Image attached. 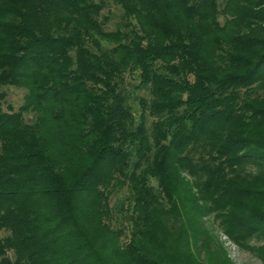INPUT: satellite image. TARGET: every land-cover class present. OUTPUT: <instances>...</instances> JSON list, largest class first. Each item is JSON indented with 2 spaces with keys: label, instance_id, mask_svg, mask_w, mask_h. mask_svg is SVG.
<instances>
[{
  "label": "trees",
  "instance_id": "1",
  "mask_svg": "<svg viewBox=\"0 0 264 264\" xmlns=\"http://www.w3.org/2000/svg\"><path fill=\"white\" fill-rule=\"evenodd\" d=\"M211 215L264 262V0H0V264H231Z\"/></svg>",
  "mask_w": 264,
  "mask_h": 264
},
{
  "label": "rangeland",
  "instance_id": "2",
  "mask_svg": "<svg viewBox=\"0 0 264 264\" xmlns=\"http://www.w3.org/2000/svg\"><path fill=\"white\" fill-rule=\"evenodd\" d=\"M112 11L109 28H114L115 23L120 20L121 9L115 5L110 6ZM108 10H105V13H108ZM223 21V17L221 18ZM130 81V78L128 79ZM4 92L3 96V109L17 111L25 103L27 90L23 87H18L14 85H7L2 87ZM145 94L144 90L141 92ZM135 108H138V103L133 101ZM12 107V108H11ZM26 120L32 122L34 115L33 113H25ZM203 227L207 228L210 236L213 240L219 241L225 253L231 259V264H264V262L258 258L253 252L240 246L233 240H231L226 234H224L220 228L219 221L215 219L214 216H206L203 222ZM6 234V232H3ZM196 251V250H195ZM199 252V251H198ZM200 262L202 264H207L208 258L205 255V251L200 249ZM121 264H124L123 262Z\"/></svg>",
  "mask_w": 264,
  "mask_h": 264
}]
</instances>
